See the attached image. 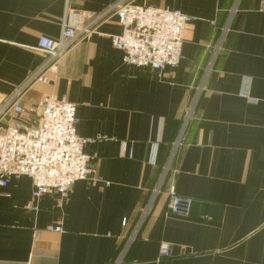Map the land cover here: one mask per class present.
<instances>
[{
    "label": "crops",
    "instance_id": "0c3cea01",
    "mask_svg": "<svg viewBox=\"0 0 264 264\" xmlns=\"http://www.w3.org/2000/svg\"><path fill=\"white\" fill-rule=\"evenodd\" d=\"M119 0H0V98L48 60L39 38L92 22ZM193 18L176 68L123 63L101 19L33 81L23 107L77 106L76 133L100 182L32 199L0 187V264H264V0H133ZM191 200L171 214L168 191ZM32 207H35L33 209ZM49 227H60L61 232ZM170 257L158 258L161 244Z\"/></svg>",
    "mask_w": 264,
    "mask_h": 264
},
{
    "label": "built area",
    "instance_id": "2783aa9c",
    "mask_svg": "<svg viewBox=\"0 0 264 264\" xmlns=\"http://www.w3.org/2000/svg\"><path fill=\"white\" fill-rule=\"evenodd\" d=\"M110 16L116 17L121 31L108 37L122 53L123 63L155 71L179 65L184 31L193 18L178 10L135 5L133 0L117 1L88 24L64 25L58 40L39 38L37 50L48 56L47 62L24 86L0 98V187H6L10 178L28 177L34 200L51 191L65 198L80 180L101 181L93 178L84 153L91 140L76 133L77 106L65 98L47 96L23 107L20 99L31 82H45L46 71L55 70L75 44L94 33L96 22ZM167 208L171 214L186 217L191 200L170 188ZM48 230L61 232L60 227ZM168 257L169 246L163 243L158 258Z\"/></svg>",
    "mask_w": 264,
    "mask_h": 264
}]
</instances>
